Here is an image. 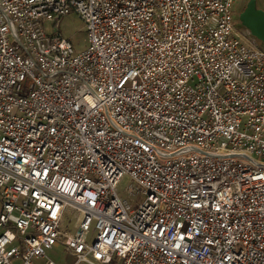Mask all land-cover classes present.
<instances>
[{
  "label": "built area",
  "instance_id": "obj_1",
  "mask_svg": "<svg viewBox=\"0 0 264 264\" xmlns=\"http://www.w3.org/2000/svg\"><path fill=\"white\" fill-rule=\"evenodd\" d=\"M235 4L0 0V264L57 243L75 264H264V49Z\"/></svg>",
  "mask_w": 264,
  "mask_h": 264
},
{
  "label": "rangeland",
  "instance_id": "obj_2",
  "mask_svg": "<svg viewBox=\"0 0 264 264\" xmlns=\"http://www.w3.org/2000/svg\"><path fill=\"white\" fill-rule=\"evenodd\" d=\"M251 0H236L235 14L236 17L242 13L247 4ZM257 9L264 10V0H256ZM239 18V17H238ZM237 30L240 34L245 35L250 44L264 49V43L255 38L242 23L237 19ZM58 28L61 30L62 35L69 39L74 47L76 54L84 52L89 46L88 34L84 21L80 16L75 13H69L63 16L57 23ZM54 25L50 22L47 26V32H54ZM135 187V182L130 176L125 175L119 182L116 192L119 197L128 201L132 210H136L139 204L144 200L143 197L131 194V189ZM1 210V203H0ZM80 213L75 209H69L66 211L63 218L61 229L69 234H74L79 227ZM97 231L93 225L88 237V242L91 243L95 240ZM54 262L55 264H75L76 259L71 255L67 247L62 243H57L50 250L47 251L46 257L36 260V264H48V262ZM85 264V263H82Z\"/></svg>",
  "mask_w": 264,
  "mask_h": 264
},
{
  "label": "water",
  "instance_id": "obj_3",
  "mask_svg": "<svg viewBox=\"0 0 264 264\" xmlns=\"http://www.w3.org/2000/svg\"><path fill=\"white\" fill-rule=\"evenodd\" d=\"M240 22L258 40L264 43V10L257 9L256 0H251L240 14Z\"/></svg>",
  "mask_w": 264,
  "mask_h": 264
},
{
  "label": "flooded vegetation",
  "instance_id": "obj_4",
  "mask_svg": "<svg viewBox=\"0 0 264 264\" xmlns=\"http://www.w3.org/2000/svg\"><path fill=\"white\" fill-rule=\"evenodd\" d=\"M241 14V13H240ZM239 17V18H238ZM237 19L240 21V16L238 15L237 17H236V15H235V21H236V24H237Z\"/></svg>",
  "mask_w": 264,
  "mask_h": 264
}]
</instances>
